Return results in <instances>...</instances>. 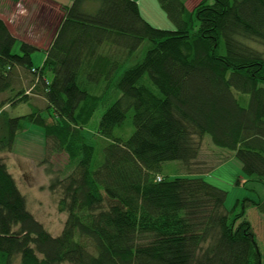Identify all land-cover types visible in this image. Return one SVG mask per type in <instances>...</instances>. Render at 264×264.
Instances as JSON below:
<instances>
[{
    "label": "trees",
    "instance_id": "16d2710c",
    "mask_svg": "<svg viewBox=\"0 0 264 264\" xmlns=\"http://www.w3.org/2000/svg\"><path fill=\"white\" fill-rule=\"evenodd\" d=\"M157 1L173 30L133 0H74L45 50L0 18V264H263L246 208L264 215V200L229 211L226 191L164 165L193 172L209 137L264 183V0ZM22 104L31 113L13 117ZM27 124L44 129L58 236L4 158Z\"/></svg>",
    "mask_w": 264,
    "mask_h": 264
},
{
    "label": "rangeland",
    "instance_id": "374dc122",
    "mask_svg": "<svg viewBox=\"0 0 264 264\" xmlns=\"http://www.w3.org/2000/svg\"><path fill=\"white\" fill-rule=\"evenodd\" d=\"M57 1L68 6L74 3V0ZM141 6L143 17L150 24L158 26L156 28L162 27L159 28L162 30L174 29L157 0H143ZM88 7L95 10L97 4L89 3ZM52 10V6L43 0H0V14L7 19L9 29L21 40L42 48L50 42L60 20L59 15L55 17ZM148 48L149 44L145 43L137 59L142 58ZM262 50L264 52V47ZM14 53L20 54V44L15 46ZM45 57L44 52H36L33 55L34 65L41 66ZM28 81L24 82L26 87L29 84ZM34 104L41 108L45 107L44 99L39 97L34 98ZM30 113L31 107L22 104L12 112V116L17 117ZM101 115L102 112L97 114L95 125L98 124ZM88 132L91 133L90 130L84 132L86 137L89 136ZM4 158L19 187L27 195L30 211L54 236L60 235L66 215L58 211L54 197L48 190L50 177L46 173V166L41 164L46 158L44 129L27 124L25 132L18 136L13 151L5 154ZM66 163L65 154L55 155L53 158L54 171L62 170ZM194 167L193 172H190L180 162L167 163L164 165V175L172 179L177 177L202 178L226 191L228 193L226 208L229 211L236 206L238 201L264 200V183L246 176L241 164L234 158V154L215 147L209 137H206L200 157ZM238 211H241V207ZM246 217L251 222L261 251L264 253V215L256 208L248 206Z\"/></svg>",
    "mask_w": 264,
    "mask_h": 264
},
{
    "label": "crops",
    "instance_id": "0c3cea01",
    "mask_svg": "<svg viewBox=\"0 0 264 264\" xmlns=\"http://www.w3.org/2000/svg\"><path fill=\"white\" fill-rule=\"evenodd\" d=\"M43 1H46L47 3H49L52 6V9H53L52 10V13L55 14V17H58V15H59V19H60L59 20V23H60V21L62 19V16H63V10H62V8L63 7H66L68 5H64V4L60 3V2H58L57 0H43ZM133 1H135V2H137L139 4V7H140V10H141V13H142V6L141 5H142L143 0H133ZM201 1L202 0H186V7H187V9L189 11H192L194 9V7L197 6ZM69 6H71V5H69ZM97 7H98V5H97ZM87 8L93 10V8H91V7H88L87 6ZM142 16H143V13H142ZM0 18H2L5 21V23L7 24V19L3 18V16L1 14H0ZM167 20H168V18H167ZM168 22H170V21L168 20ZM59 23L57 24V27H58ZM155 27H158V26H155ZM159 28H162V27H159ZM9 30L16 36V34L11 29H9ZM47 45L48 44H46V46L44 48H42V47H39V48L45 50L47 48Z\"/></svg>",
    "mask_w": 264,
    "mask_h": 264
}]
</instances>
